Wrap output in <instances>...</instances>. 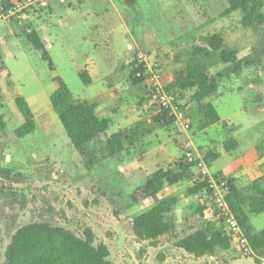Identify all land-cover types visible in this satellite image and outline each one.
Returning <instances> with one entry per match:
<instances>
[{"label":"rangeland","instance_id":"374dc122","mask_svg":"<svg viewBox=\"0 0 264 264\" xmlns=\"http://www.w3.org/2000/svg\"><path fill=\"white\" fill-rule=\"evenodd\" d=\"M69 4L74 8L70 10ZM50 6L51 13L26 12L23 27L10 22L13 33L5 32L6 47H0V115L7 124L0 131V264L19 229L42 222L77 236L90 230L96 245L107 246L114 264H264V257L254 250L245 256L235 244L229 251L197 258L167 239L157 247L140 241L132 221L144 208L131 201V193L147 178L183 158V144L189 138L197 149L196 158L206 161L210 153L219 156L206 161L212 174L222 173L243 195L256 188L264 190V24L244 27L241 11L226 14L227 0H138L133 7L124 0H51ZM101 7L109 9L107 26L98 25L101 19L96 11ZM82 16L85 19L80 20ZM30 24V31L50 46L54 70L29 43L26 28ZM215 34L224 37L225 48L237 52L238 60L249 59V65L223 80L219 93L208 100L221 121L203 127L191 100L195 90H190L178 95L191 121L189 135L174 124L161 128L153 122L157 112L148 90L131 85L128 69L133 70L137 52L145 49L162 62L164 70L172 71L187 64L195 47L204 48V37ZM95 47L105 67L116 75L105 94L108 103L101 102L116 110L108 112L113 122L110 133L138 126L141 138L135 147L89 171L52 109L50 96L58 89L59 78L75 103L89 100L92 87L79 74L86 70ZM226 67L219 64L209 75L216 76ZM17 96L29 102L37 122L35 133L24 138L15 135L23 124ZM229 139L239 142L232 152L224 147ZM198 183L201 177L193 167L190 181L167 187L162 194L178 199V237L205 229L209 223L222 228L210 196L205 192L188 195ZM202 206L207 207L203 219L196 213ZM249 215L253 233L264 230V213Z\"/></svg>","mask_w":264,"mask_h":264},{"label":"trees","instance_id":"16d2710c","mask_svg":"<svg viewBox=\"0 0 264 264\" xmlns=\"http://www.w3.org/2000/svg\"><path fill=\"white\" fill-rule=\"evenodd\" d=\"M124 1L129 7L137 2V0ZM227 2L229 8L226 14L241 11L244 27L257 28L264 24V0H227ZM32 28L31 24L26 28L29 43L42 54L44 61L49 62L51 70H54L45 41L36 32H31ZM203 41L204 48L195 47L187 64L172 72V82L167 85V89L179 96L195 90L191 100L196 104V113L202 121V126L210 127L219 123L221 118L214 105L208 100L219 93L223 80L239 75L243 67L249 65V59L238 60L237 52L225 48L222 35L206 36ZM219 64L228 67L218 72L216 76L209 75V70ZM132 68V83L135 86L143 85L142 80L135 77V63ZM79 76L85 85L90 84L87 71L81 72ZM56 81L59 87L50 96L52 109L57 113L68 139L85 162L87 170L93 171L105 161L116 159L140 142L141 130L138 126L110 133L111 121L97 116L96 105L85 102L75 103L67 85L59 78ZM179 101L181 104L180 98ZM15 104L23 118V124L15 130V135L24 138L35 133L37 122L28 101L22 96H17ZM181 107L184 108L182 105ZM153 122L161 128L173 125L172 120L160 113L153 117ZM6 127L7 124L0 115V131H5ZM238 146L239 142L235 139H229L224 144L227 152H232ZM218 157L210 153L206 156V161L210 163ZM193 167L194 164L183 156L179 162L153 174L143 185L136 188L131 193V201L133 204L142 205L144 210L133 218L132 226L137 239L148 241L153 247H157L162 239H167V242L187 254L203 258L213 256L219 250H231L232 238L223 226L217 228L212 223L207 224L205 229H197L182 237L176 236L178 224L175 219V207L178 199L174 196H162L167 187H177L183 182L190 181ZM229 184L230 208L252 249L264 257V230L253 233L249 215L264 213V190L256 188L250 194L243 195L233 186V181L230 179ZM203 192L210 196L206 184L201 182L194 185L188 195L194 196ZM206 210L207 207L202 206L196 213L203 219ZM4 264L114 263L110 259L107 246L96 245L90 230L85 231L83 236H77L63 227L42 222L26 225L16 232L7 248Z\"/></svg>","mask_w":264,"mask_h":264},{"label":"built area","instance_id":"2783aa9c","mask_svg":"<svg viewBox=\"0 0 264 264\" xmlns=\"http://www.w3.org/2000/svg\"><path fill=\"white\" fill-rule=\"evenodd\" d=\"M50 2L51 0H19L7 6L0 4V22H13L19 27H23L22 22L26 12L47 9ZM135 68V77L142 80L156 112L166 115L183 134L189 135L191 121L181 107L177 93L169 91L164 83L162 62L153 59L151 54L141 49L136 55ZM196 152L197 149L192 139L189 138L183 144V156L188 162L194 164V168L198 170L201 177V182L205 183L210 191L220 225L232 238V246L235 244L245 256L253 255L254 251L228 203L231 193L229 180L223 175L212 174L208 163L195 157Z\"/></svg>","mask_w":264,"mask_h":264},{"label":"crops","instance_id":"0c3cea01","mask_svg":"<svg viewBox=\"0 0 264 264\" xmlns=\"http://www.w3.org/2000/svg\"><path fill=\"white\" fill-rule=\"evenodd\" d=\"M3 1H7L8 3L11 4V3H14V2L19 1V0H0V4ZM137 4H138V0L134 6H136ZM73 8L74 7L71 4H69V9L71 10ZM47 10L49 11V13H51L52 12L51 6H49V8ZM108 10H109L108 8L101 7L99 10L96 11L97 12L96 15H98V17L101 19V22H99L98 25L103 26L105 24L107 26L108 18L106 16V14L108 13ZM82 19H85V17L84 16L80 17V20H82ZM13 28L14 27L12 26V24H10V22H0V47H4V48L6 47V44H5L6 42L4 39L5 34H6L5 32L9 31V32L13 33V31H12ZM94 29L98 30V27L95 26ZM101 34H103V33H101ZM84 39H86V37ZM45 42H46V40H45ZM46 46H47V49L50 48V46H48L47 43H46ZM143 50H145V49H143ZM102 60H103V57L98 54V49L96 47H95L94 56L91 58H88L86 60L85 66H87V67H86L85 71H87L89 78L91 80L89 86L92 87V89H91L92 93L89 96V100L85 101V103L96 105L97 116L100 118H103V119H109L111 121V128H112V124H113L112 117H111L112 114H110L108 112H112V111L115 112L116 110H115V108H113V106H110V108H108V106H104V107L101 106L102 105L101 102L106 103V104L108 103V100H107L108 96H105V94L108 92V88L112 87L113 83H115L116 75L109 72L108 68L105 67V64L102 63ZM104 60L106 62V65L110 62V58H109L108 54H106V56L104 57ZM88 63H90V66L88 65ZM110 65H112V64L110 63ZM175 70H177V69H174L172 71H166L163 69V75H164L163 80H164V83L166 85L171 84V82H172L171 74ZM128 71H130L129 74H131L132 69L129 68ZM131 85L133 87H138V86H135L133 83H131ZM124 129H120V130H124ZM220 174H222V173H220Z\"/></svg>","mask_w":264,"mask_h":264}]
</instances>
